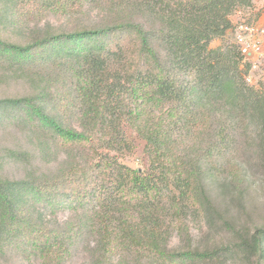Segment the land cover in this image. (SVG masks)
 <instances>
[{
  "label": "trees",
  "instance_id": "16d2710c",
  "mask_svg": "<svg viewBox=\"0 0 264 264\" xmlns=\"http://www.w3.org/2000/svg\"><path fill=\"white\" fill-rule=\"evenodd\" d=\"M253 1L0 0V71L29 87L0 98V128L24 125L32 140L0 156V255L67 264L81 245L86 264H264V226L231 246H169L189 244L192 223L230 227L210 183L238 196L240 145L264 154V92L245 82L237 45L210 47ZM47 16L65 28L5 35ZM125 128L144 142L143 171L118 158L132 145ZM5 162L23 175H1Z\"/></svg>",
  "mask_w": 264,
  "mask_h": 264
},
{
  "label": "rangeland",
  "instance_id": "374dc122",
  "mask_svg": "<svg viewBox=\"0 0 264 264\" xmlns=\"http://www.w3.org/2000/svg\"><path fill=\"white\" fill-rule=\"evenodd\" d=\"M29 26H22L15 31L9 29L5 35L15 41L24 42L25 38L32 33L34 24L45 25L47 22L55 26L65 28L66 21L58 20L53 17H42L40 20L32 19ZM230 20L234 22L233 27L240 23H264V0H254L251 8L236 10ZM235 44L232 31H228L223 37H218L210 42L213 49H226L229 45ZM258 68L252 73V84L257 90L264 92V60H260ZM29 92V87L23 81L15 80L9 74L0 71V98L24 96ZM125 133L132 145L129 150L118 154L121 163L136 170L143 171L147 168V156L144 153V142L130 129L125 128ZM32 140L26 134L24 125L9 124L7 127L0 128V156L4 155L6 149H24L30 147ZM243 143V142H242ZM239 153L232 165L241 166L246 173V179L241 185H237L240 194L228 188L223 182L210 183V194L214 202L221 209V213L230 221V227H223L219 220H203L190 225V242L183 241L179 236L173 235L169 246L173 250L192 249L206 250L214 246L236 244L240 235L246 234L247 230H254L264 226V154L259 157L253 147L241 144ZM57 162L47 164L43 170L54 169ZM2 167L0 161V168ZM241 169V168H240ZM1 172V171H0ZM24 173L22 164L5 162L2 173L8 178H20ZM70 211L65 206L58 212V220H64ZM88 251L84 246L72 250L71 258L67 264H86ZM0 264H40L35 257L21 255L19 251L9 248L0 255ZM196 264H211L207 262ZM224 264H248L241 257L234 256L227 259Z\"/></svg>",
  "mask_w": 264,
  "mask_h": 264
},
{
  "label": "built area",
  "instance_id": "2783aa9c",
  "mask_svg": "<svg viewBox=\"0 0 264 264\" xmlns=\"http://www.w3.org/2000/svg\"><path fill=\"white\" fill-rule=\"evenodd\" d=\"M230 31L243 58L242 62L249 68L244 79L250 85L252 73L258 68L257 63L264 60V23H240Z\"/></svg>",
  "mask_w": 264,
  "mask_h": 264
},
{
  "label": "crops",
  "instance_id": "0c3cea01",
  "mask_svg": "<svg viewBox=\"0 0 264 264\" xmlns=\"http://www.w3.org/2000/svg\"><path fill=\"white\" fill-rule=\"evenodd\" d=\"M232 23H234V22H232ZM234 25V24H233Z\"/></svg>",
  "mask_w": 264,
  "mask_h": 264
}]
</instances>
